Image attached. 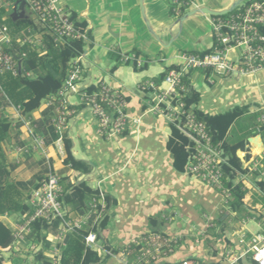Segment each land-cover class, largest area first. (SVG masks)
Wrapping results in <instances>:
<instances>
[{"label":"crops","instance_id":"0c3cea01","mask_svg":"<svg viewBox=\"0 0 264 264\" xmlns=\"http://www.w3.org/2000/svg\"><path fill=\"white\" fill-rule=\"evenodd\" d=\"M139 1H66L68 9L71 10L69 12L75 13L79 22L87 24L86 29L91 44L85 50L84 62L90 52L95 51L94 54L92 53V59L97 66L105 60L115 63L107 71L111 79L110 83L106 82L105 73L100 72L99 77L92 79L89 76L90 81H85L82 84L96 86L98 83L104 82L124 94L128 102L127 115L129 117L125 132L109 139L99 136L96 120L88 109L80 105V100L76 95L67 98V103L70 105L69 110L73 113L60 128H55L52 125L56 107L49 105L47 100L42 102L40 108L33 112L28 120L20 116L17 107H1L0 114L4 115L12 125L11 137L2 144L8 163L12 167L11 179L14 182L29 184L28 188L32 193L52 170L57 176L66 177L70 184L85 182L93 191H103L115 201L114 207L109 210L110 223L102 235L103 241L113 250L120 252L126 245L134 241L141 242L153 232L151 222L156 220L158 225L163 226L161 228L163 234L179 238V244L174 253L166 259L168 264L178 263L190 257L204 260L208 264L218 261L223 263V259L228 254H238L240 257L238 264H256L250 255L243 254L249 239L264 231V220L252 218L253 222L256 221L257 230L251 231L247 228V222L244 219L239 220L238 218L237 221H233L229 218L227 222L229 231L225 236L216 240L212 238V223L224 209L223 196L218 190L188 176L185 170L179 172L174 168L173 158L168 148V142L172 138L171 127L163 118L149 113L153 97L144 95L138 89L147 81L158 82L168 68L178 66L180 53L176 52L181 48H192L193 53L197 54L208 52L213 43L211 32L213 17L196 15L189 18H196L195 21L198 23L194 24L195 26L186 27L184 38L178 43L175 50L168 51V57L162 58L156 64L152 62V59L158 56L161 51L151 44L142 29L141 19L143 20V17ZM233 1L195 0L193 8L223 11L228 9ZM143 3L145 17L153 31L158 36H166L167 31L162 32L166 27L165 20L168 19L166 13L171 15L167 2L165 0H144ZM12 9L13 7L10 16ZM69 12L67 13L70 14ZM25 15L31 17L30 12L26 9ZM189 19L183 23L181 31H179L176 22L171 23L168 26V35L171 41L165 45L159 39L160 46L169 50L173 43H176L182 36L184 24ZM192 22L193 20L188 21L186 26ZM35 24L40 29L36 21ZM193 27L195 31L192 30ZM172 31H176L174 35H172ZM11 39L13 40L12 37ZM17 39L19 37L15 41ZM32 39L35 43L30 46L38 50L41 47L38 33H32ZM15 44L19 46L16 42ZM118 53H135L142 60L144 59L145 65L137 69L133 65L122 64L119 61ZM119 68L124 71L120 73ZM90 72L89 66L88 73ZM207 77H211L212 83L206 80ZM198 78L212 87L216 85V80L224 83L225 79L232 77L209 76L199 71L189 74L191 87L200 95L197 108L201 111L199 107H202V90L195 83ZM250 101L247 100L243 106H241L242 103L239 107H250V113L254 114L264 105V101L260 105ZM221 107L215 109L214 113L207 110L201 112L217 115L221 114ZM234 107L238 106L232 103L225 104L223 111L227 112ZM202 108L204 109V107ZM30 122H36L43 128L36 130ZM49 129L54 131L53 135H56V138H53ZM252 129L250 135L247 136L245 149L246 152H251V158H254L257 153L256 145L249 142L254 138ZM31 130L35 137H41L44 140L45 153L34 149V136L31 135ZM64 138L71 141L75 160L83 162L89 167L87 173H78L64 167L65 155L62 156L59 153L56 145L59 140L63 143ZM246 152H241V158ZM241 158L239 159L242 160ZM249 200L246 195L245 203L248 204ZM174 214L176 216L173 221L167 220ZM0 221L12 229L10 222L14 221L13 218L4 219L2 216ZM211 225L212 227H210ZM55 235L52 233L51 239ZM241 241L243 242L241 243ZM47 243L45 252H48L52 244L49 241ZM26 247L27 244L14 251L17 253L15 255L18 264L24 263L23 255L20 253L21 251L26 252L28 250ZM4 264H15V262L5 259ZM106 264L120 263L115 258H109Z\"/></svg>","mask_w":264,"mask_h":264},{"label":"built area","instance_id":"2783aa9c","mask_svg":"<svg viewBox=\"0 0 264 264\" xmlns=\"http://www.w3.org/2000/svg\"><path fill=\"white\" fill-rule=\"evenodd\" d=\"M170 12L177 18L184 13L194 10L195 0H165ZM31 17L41 28L52 37L56 45H64L70 40H82L86 48L90 46V39L86 31L77 29L70 20V16L64 7L60 6V0H26ZM235 12L228 14L225 18H212V48L202 54L182 53L179 56L180 64L165 72L160 82L147 81L138 89L146 96L153 97L149 106V113L163 118L170 127H174L187 139L188 144L185 151L189 154V161L185 172L206 186L218 190L223 196V206L227 205L230 198V190L225 188L222 166L226 164L223 151L219 145H214L206 126L197 120L191 109H187L183 102L187 87L183 82L184 77L191 72H203L209 76H245L255 74L264 69V0H244ZM17 39L19 46L34 44L32 35ZM41 40L39 41L40 44ZM13 43L8 29L0 25V77L10 74L16 77L19 73V64L22 58L13 52ZM85 53V52H84ZM80 55L71 62L69 73L59 91L46 99L49 105L56 107V115L52 119L55 128L64 126L73 111L67 98L71 95L78 96L80 105L88 109L96 120L97 134L105 139L122 135L129 123L127 115V99L124 94L104 82L94 86L95 91L89 93L88 88L92 86L83 85V70L81 63L85 54ZM235 53V55H234ZM234 55V56H233ZM122 64H130L140 69L145 65L135 53L119 54ZM212 83L211 77L206 79ZM19 110V108H18ZM20 111V110H19ZM258 115L254 137L259 136L257 153L244 161L243 168L247 174L239 177L238 182H245L254 173L260 175L256 182L264 181V105L256 112ZM33 130V128H31ZM31 130V135H33ZM34 136V135H33ZM34 149L45 153V143L41 137H33ZM59 153L64 156V146L61 140L56 142ZM259 149V150H258ZM237 177V178H238ZM248 189L250 187H247ZM98 194L89 204V211L84 215L67 217L60 198L62 188L60 177L52 170L35 188L28 201L32 208L31 215L24 214L17 220L11 221L12 246L2 252H10L13 248L29 245L33 253L42 250L44 257L50 264H61L62 250L65 248V239L68 235L79 233L85 228L97 226L107 214L106 194L97 190ZM223 207V208H224ZM176 214L167 220L173 221ZM4 219L9 217L3 216ZM42 220L52 224L57 221L58 231L54 238L48 233L46 242L52 243L48 252L42 244H30L27 237L31 234V225ZM212 227V225L210 226ZM51 239V240H50ZM86 249L97 251L100 255L115 258L120 264H165L166 259L172 255L179 244L178 237H170L163 233H151L141 242H132L126 245L118 254L113 249L105 250L98 240L97 234L89 232L84 237ZM243 241H241L242 243ZM132 246L138 250L134 254ZM250 255L256 264H264V231L253 235L246 246L243 255ZM238 254H228L222 264H238ZM5 260V259H4ZM175 264H208L197 260L186 259Z\"/></svg>","mask_w":264,"mask_h":264},{"label":"trees","instance_id":"16d2710c","mask_svg":"<svg viewBox=\"0 0 264 264\" xmlns=\"http://www.w3.org/2000/svg\"><path fill=\"white\" fill-rule=\"evenodd\" d=\"M17 1L18 0H0V25L5 26L10 36L13 38L12 43H14V46L12 52L17 57H21L24 54L20 74L16 77L10 74H5L0 77V108L8 106L17 107L20 110V116L28 120L31 114L40 108L43 101L59 91L69 73L71 62L85 52L86 44L82 40H70L64 45H56L53 43L52 37L46 31V28L40 27V29H38L35 21L30 16L13 21L10 12L13 4ZM25 9H27V7H25ZM69 16L77 29L81 31L87 30V24L85 22H79L75 13H70ZM226 16L227 15L213 18H225ZM29 31H31V35L32 33H38L40 36L41 42L39 45L41 47L38 50L31 47L30 44L23 46L15 44L17 37H26L29 35ZM262 33L264 34V29H262ZM87 34L89 37L88 32ZM172 68L174 67L168 68L166 71ZM165 72L158 82L163 79ZM183 82L187 87L183 102L187 109H191V111L194 112L197 120L206 126L212 138V142L214 145L220 146L223 151V156L226 159V164L222 166V172L225 179V188L230 190V198L227 205H225L224 209L212 223L213 230L211 231V236L216 240L225 236L229 231L227 222L230 215L242 219L253 218L256 213L258 214V210L256 211L258 204H256L255 200L251 205L245 203L248 190L247 187L244 186L242 182H237L238 176L240 177L243 174H247V171L243 168L244 162L237 156V151H241L242 153L246 152V140L237 141L234 140V138H230L232 126L238 119L250 113V107H234L227 112L217 115L204 114L197 108L200 95L191 87L189 75L184 77ZM93 91H95L94 86L88 88L89 93ZM258 115L256 113V120ZM30 123L36 130L43 128L40 125L38 126L36 122ZM255 127L256 123L252 130H254ZM171 130L172 138L168 142V148L173 158L174 168L179 172H183L189 161V154L185 151L188 141L173 126ZM49 131L51 135H53L54 131L51 129H49ZM11 135V122L8 121L4 115L0 114V217L7 216L17 220L24 214L31 215L33 211L28 203L31 197V190L28 188L29 184L14 182L11 179L10 173L12 167L8 163L2 148V144L7 141ZM56 137V135H53V138ZM63 146L65 152V159L63 161L64 167L78 173H87L89 167L83 162L75 160L72 154L71 141L64 138ZM245 154L244 161H248L250 155H248V152ZM262 171H264V168ZM259 175V173H254L252 177L256 180ZM67 180L66 177H60V185L62 188L60 201L67 212V217L84 215L89 211V204L91 200L97 196L98 192L90 189L85 182L70 184ZM256 183L258 187L257 190L264 192V181ZM261 198L264 199V195H262ZM106 203L108 210L107 214L97 226L85 228V230L79 233H73L66 237L65 248L62 250L61 264H106L109 257L102 256L97 251L86 249L83 241L84 237L89 232H94L97 234L98 240L105 250L112 249L103 241L102 235L110 223L109 210L114 207L115 201L110 196L106 195ZM151 225L152 233H162L161 228L163 226L161 227V225H158L156 220H153ZM58 226L59 224L57 221L50 224L38 220L31 225L32 232L27 237V241L30 244L37 243L45 247L48 245L46 242L47 234H56ZM12 243L13 238L11 229L0 221V264L5 263L1 252L11 247ZM132 249L134 251L133 253L136 254L138 248L132 246ZM113 253L118 254L119 250H113ZM32 257V264H50L44 257L42 250L33 253ZM187 259L206 263L204 260H200L196 257ZM214 264L222 263L218 261Z\"/></svg>","mask_w":264,"mask_h":264},{"label":"rangeland","instance_id":"374dc122","mask_svg":"<svg viewBox=\"0 0 264 264\" xmlns=\"http://www.w3.org/2000/svg\"><path fill=\"white\" fill-rule=\"evenodd\" d=\"M68 2H66L65 0H60V6H64L65 10L67 12H71L70 9H68L67 7ZM14 6V4H13ZM26 11H29L28 8L26 9ZM69 12V13H70ZM166 16L168 19L165 20V25L166 27L163 28L162 32L167 31V35L166 36H158L160 41L167 45L169 44V42L171 41L170 36L168 35V29H169V25L171 23H175L176 20H178L179 18L175 17L174 15H170L166 13ZM196 18H192L189 19L188 21H192L193 22L186 26L188 21L184 24V32L182 34V36L177 40V42L173 43V45L169 48V50L164 49L160 46V44L158 43V41L156 40L155 37H153L145 23L143 22V20L141 19V25H142V29L145 33V35L147 36V38L151 41V44L154 45L156 48L159 49L160 54L156 57H154L152 60L153 63H156L161 60L162 58H167L168 57V51H174L175 48L177 47L178 43H180L183 38L184 35L186 33V27L189 26H195L194 24L198 23L195 21ZM198 29V27H197ZM194 27H193V29ZM176 31H172V35L175 34ZM112 37V36H111ZM113 52H115L113 49H111ZM93 54L95 53L92 52ZM90 52V54L87 56L86 61L81 63V68L83 70V80L82 82L84 83L89 82L90 81V77L96 78L99 77L98 74L100 72L105 73V80L106 82L110 83V78H109V74H107V71L109 70V68L113 65H115V63L113 61L110 60H105L104 62H102L99 66H97L95 63H93V59H92V54ZM176 53H193V49L192 48H188V47H183L181 48L178 52ZM121 54V53H118ZM125 54V53H122ZM130 54V53H127ZM144 61V59H143ZM87 63V64H85ZM89 66L91 68V72L88 73L89 71ZM130 68V67H128ZM120 73L123 72L121 68H119ZM140 74V73H139ZM93 82L95 80H92ZM224 83H220L218 80H216V85L215 86H208L207 84H205L204 82H202L199 78L197 79L196 86L201 89V104L202 107H204V109L200 106V110L203 112L209 111V112H213L214 110L217 109L219 106L221 107V113L224 112V108H225V104L228 103H232L235 106H238L240 104H242L241 106L244 105V102H246L247 100H251V103H256L258 105L262 104V102L264 101V69L255 73V74H250V75H245V76H235L232 77L230 79H225ZM195 86V87H196ZM200 104V105H201ZM210 109V110H209ZM219 111V112H220ZM258 115V114H257ZM256 123V113H249L244 115L243 117H241L240 119H238L235 124L232 126L231 132H230V138H234V140L237 141H241V140H247V136L250 135V130L254 127V124ZM239 179V177L237 178ZM238 182V180H237ZM249 184H247L246 187H250L247 190V196L250 199L248 201V204L251 205L253 203V201L255 200L256 204H258V206L260 207H256V211L258 210V214L256 213L255 216H253V218H255V220H264V199L261 198L262 195H264V192H260L258 191V187H257V183L255 181V179L251 176H249L247 178V180L245 181ZM244 185V184H243ZM245 186V185H244ZM262 195H261V194ZM263 207V208H262ZM230 219H232L233 221H237L238 218H236L235 216L230 217ZM244 219V221L247 222V228L251 231H256L257 230V225H256V221L253 222L252 218H242ZM248 219V221H247ZM241 220V219H239ZM263 232V231H262ZM18 248V247H17ZM26 252L21 251V255H23L24 258V263L23 264H32V256H33V251H31L29 249V245H27L26 247ZM16 248H13L12 251L6 253V252H1L3 257H6L4 259H7L8 261H13V263L15 262V264L17 263V256L15 254H17L16 252ZM19 254V255H20ZM15 255V256H14ZM22 258V259H23ZM15 259V261H14Z\"/></svg>","mask_w":264,"mask_h":264},{"label":"water","instance_id":"95a60500","mask_svg":"<svg viewBox=\"0 0 264 264\" xmlns=\"http://www.w3.org/2000/svg\"><path fill=\"white\" fill-rule=\"evenodd\" d=\"M65 1H73V0H65ZM143 2H144V0H140L139 1V7H140V11H141V14H142V17H143V21H144L149 33L153 37H155L157 41H159L158 36L153 31L151 25L149 24L148 20L145 17V8H144V3ZM243 2H244V0H234L233 3L231 4V6L228 9H225L223 11H213V10H210L208 8H198V9H194V10L188 11V12L184 13L176 21V25H178L179 31H181L183 23L187 19H189L191 17H194L196 15H205V16H210V17H222V16H225V15H228V14L232 13L234 10H236ZM25 7H26V0H18L14 4L13 9H12V15H11V18H12L13 21L24 19L26 17V15H25ZM18 70H19V73H21V64H19ZM259 141H260V137L259 136L254 137L253 139L249 140V142H251L254 146L255 145L257 146V143ZM237 155H238L239 158H241V152L240 151H237Z\"/></svg>","mask_w":264,"mask_h":264}]
</instances>
